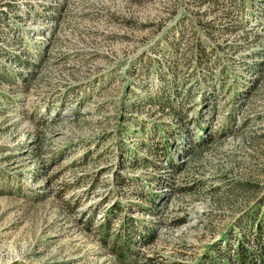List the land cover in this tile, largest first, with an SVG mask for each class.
Listing matches in <instances>:
<instances>
[{
  "label": "rangeland",
  "instance_id": "374dc122",
  "mask_svg": "<svg viewBox=\"0 0 264 264\" xmlns=\"http://www.w3.org/2000/svg\"><path fill=\"white\" fill-rule=\"evenodd\" d=\"M257 224L264 0H0V264H208Z\"/></svg>",
  "mask_w": 264,
  "mask_h": 264
},
{
  "label": "trees",
  "instance_id": "16d2710c",
  "mask_svg": "<svg viewBox=\"0 0 264 264\" xmlns=\"http://www.w3.org/2000/svg\"><path fill=\"white\" fill-rule=\"evenodd\" d=\"M255 226L258 235L251 241L250 248H244L240 245L241 242H237L234 248L222 249L218 257H214L221 260L209 261L208 264H264V233L261 232L258 224ZM244 243L247 245L248 241L245 240Z\"/></svg>",
  "mask_w": 264,
  "mask_h": 264
}]
</instances>
